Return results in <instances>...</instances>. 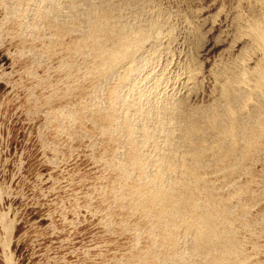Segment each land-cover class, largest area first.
Segmentation results:
<instances>
[{
  "label": "rangeland",
  "instance_id": "rangeland-1",
  "mask_svg": "<svg viewBox=\"0 0 264 264\" xmlns=\"http://www.w3.org/2000/svg\"><path fill=\"white\" fill-rule=\"evenodd\" d=\"M79 1L0 0V264H264V0Z\"/></svg>",
  "mask_w": 264,
  "mask_h": 264
},
{
  "label": "bare ground",
  "instance_id": "bare-ground-1",
  "mask_svg": "<svg viewBox=\"0 0 264 264\" xmlns=\"http://www.w3.org/2000/svg\"><path fill=\"white\" fill-rule=\"evenodd\" d=\"M55 1V0H54ZM60 1V0H59ZM58 0H56V2H59ZM69 2V5L71 6L72 4H73V7H75L74 9H77V7H78V5L76 4L79 0H77V2L75 3V5H74V0H66V2ZM76 1V0H75ZM93 0H80L79 2L81 3V4H79V6H81V7H83L84 9H85V12L87 11V7L88 6H86V4H89L90 6H91V2H92ZM96 1H100V2H107V0H94V2H96ZM110 1V0H109ZM116 1V0H115ZM128 1V0H127ZM127 1L125 0H123V2L121 1V2H119V4L121 3H125V5L126 4H128L127 3ZM135 0H132V3L134 2ZM177 1V0H176ZM258 1H260V0H255V4H257V3H259L260 4V2H258ZM263 1V0H262ZM50 2V1H49ZM53 2V1H52ZM67 2V3H68ZM110 2H114V0L113 1H110ZM129 2L131 3V0H129ZM136 2H139V3H142V1H140V0H136ZM264 2V1H263ZM48 3V2H47ZM99 3V2H98ZM153 3V2H152ZM54 4V3H53ZM58 4V3H57ZM97 3H95V5H96ZM115 4L116 3H114V4H105V5H102V8H104V10H105V12H101L100 14H99V16H101L100 18H102V20H103V23H104V25H102V32H104V34H106V32H108L107 31V27L109 28V25L111 24V23H115V22H117V23H121L120 25H118V27L120 28V30H121V32L120 33H118V36L116 37V39H115V41H117V38H118V40H120V41H117V43H121V44H124L123 46L121 45V44H118V46H121L122 47V49H120V51H118V52H121V50L122 51H124V49H126L125 51H127L129 48H131V45L133 44H135V41L137 40H141V38H142V36L144 35L143 34V31H144V33H147L148 32V30L146 29V28H138L137 29V27L136 26H134V25H126V22L125 23H122V22H120V21H118L117 20V13H115L114 11H115V9H113L112 7H119L118 5L117 6H115ZM148 4H150V3H148ZM183 4V3H182ZM253 4V3H252ZM264 3H262V4H260V5H263ZM95 5L93 6V7H95ZM114 5V6H113ZM124 5V6H125ZM130 5V4H129ZM138 5V4H137ZM150 5H152V4H150ZM259 5V6H260ZM50 6V5H49ZM77 6V7H76ZM252 6H254V5H252ZM264 6V5H263ZM92 7V6H91ZM91 7H89V8H91ZM92 7V8H93ZM100 7V6H99ZM99 7H95V8H99ZM256 7V6H255ZM126 8V7H125ZM100 9V8H99ZM120 9V8H119ZM123 9V8H122ZM254 10H256L255 8H253ZM98 10V9H97ZM108 10V11H107ZM159 10V9H158ZM157 10V11H158ZM90 11V9H88V12ZM156 11V12H157ZM258 11H260V10H257V12ZM12 12V11H11ZM51 12H53V11H51ZM141 12V11H140ZM160 12V11H159ZM252 12H253V10H252ZM255 12V11H254ZM131 13V12H130ZM161 13V12H160ZM90 14V13H89ZM89 14H87V12H86V16H85V19H87V17L88 18H91V17H89L88 15ZM121 14H122V16H121V19H122V17H124V15H123V12H121ZM156 14V13H155ZM251 14V13H250ZM256 14V13H255ZM257 15V14H256ZM261 15H262V13H261ZM260 15V16H261ZM99 16H97V17H99ZM94 18H95V16H93ZM262 17V16H261ZM158 18H159V16H158ZM249 18H253V17H249ZM254 18H256V17H254ZM257 19V18H256ZM260 19V18H259ZM98 20V19H97ZM117 20V21H116ZM142 20V19H141ZM159 20V19H158ZM90 21V20H89ZM91 21H92V19H91ZM99 21V20H98ZM152 21V20H151ZM86 22V21H85ZM84 22V23H85ZM99 22H101V21H99ZM160 22H162V21H160ZM254 23H253V25H252V36H254L255 37V39L254 40H256V42H257V45H260V46H262L263 48H264V17L259 21L258 19H257V21L255 22V20L253 21ZM91 23V22H90ZM85 24H89V22L87 23H85ZM92 25V24H91ZM90 25V26H91ZM101 25V24H100ZM87 26V25H86ZM122 28H121V27ZM138 26V25H137ZM92 27V26H91ZM111 27V26H110ZM127 28V27H132V29H129L130 30V32L129 31H125V29L124 28ZM87 28H89V27H87ZM96 30H97V28H96V26L94 27ZM111 28H113V27H111ZM110 29V28H109ZM108 29V30H109ZM197 29V28H196ZM94 30V29H93ZM160 30V29H159ZM89 31H90V29H89ZM98 31V30H97ZM97 31H96V33H97ZM111 31V30H110ZM146 31V32H145ZM98 32H101V31H98ZM88 33V32H87ZM193 34V33H192ZM99 35V34H98ZM126 35V36H125ZM166 35V34H165ZM103 36V35H102ZM93 37V36H92ZM106 37V36H105ZM104 37V38H105ZM126 37V38H125ZM95 38V37H94ZM97 38V37H96ZM195 38V37H194ZM100 39H102V37L100 38ZM198 39H199V37H198ZM142 41V40H141ZM150 41V40H149ZM183 41V40H182ZM125 42V43H124ZM105 43V42H104ZM183 43V42H182ZM148 44V43H147ZM147 46V45H146ZM154 48V47H153ZM192 50H193V48H192ZM191 50V51H192ZM264 50V49H263ZM101 51H102V49H101ZM126 52H123V54H125ZM129 53V52H128ZM133 53V52H132ZM121 54V53H120ZM180 58V57H179ZM120 61H122V60H120ZM241 70V69H240ZM259 71V70H258ZM240 72V71H239ZM254 72V71H253ZM246 75V74H245ZM244 74H243V76H245ZM252 77V76H251ZM248 78V77H247ZM226 80V79H225ZM248 82V81H247ZM241 83V82H240ZM221 84V83H220ZM223 84V83H222ZM227 84V83H226ZM222 86V85H221ZM259 86V85H258ZM223 87V86H222ZM223 88H225V85H224V87ZM228 88H230V87H228ZM227 88V89H228ZM246 88V87H245ZM227 89H222V91H228ZM221 91V90H220ZM229 92H231V91H229ZM256 92V91H255ZM236 93H238V92H236ZM245 93V92H244ZM243 93V94H244ZM251 93V92H250ZM226 95V94H225ZM225 95H224V97H225ZM228 95H230L229 93H228ZM220 96H222V95H220ZM141 97V96H140ZM146 97V96H145ZM223 97V98H224ZM237 97V101H239V98H238V96H236ZM243 97H244V95H243ZM231 98H233L232 96L231 97H229V98H227V99H231ZM246 98V97H245ZM255 98V97H254ZM142 99V98H141ZM248 100V99H247ZM250 100V99H249ZM221 101V100H220ZM228 101H231V100H228ZM248 102V101H247ZM228 103V102H227ZM240 104L242 103V102H239ZM125 104V103H124ZM227 105H229V104H227ZM234 105V104H233ZM225 107V106H224ZM228 107V106H227ZM208 108H210V107H208ZM226 108V107H225ZM210 110V109H209ZM227 110V109H226ZM217 112V111H216ZM215 113V112H214ZM225 113V112H224ZM224 113H221L222 114V116L224 115ZM220 113H219V115H221ZM227 114H229V120H231V122L232 123H234L235 124V127H236V129H238V127L236 126L237 124H236V120H237V115L235 114V112L233 111V109L232 110H227L226 111V116L225 117H228L227 116ZM208 115V114H207ZM188 117V116H187ZM213 117H215V116H212V118L211 117H209V118H211V119H213ZM221 117V116H220ZM195 119V118H194ZM216 119V118H215ZM219 119H224V118H218V120ZM228 119V118H227ZM191 121H194V120H192L191 119ZM213 121V120H212ZM211 121V122H212ZM236 121V122H235ZM185 123H187V122H185ZM191 123H193V122H191ZM214 123V122H213ZM223 123V122H222ZM232 123H230V124H232ZM189 124V123H188ZM196 124V123H195ZM192 125H194V124H192ZM192 125H189V126H192ZM214 125V124H213ZM223 125V124H222ZM197 126V125H196ZM230 127H231V125H229ZM193 127H195V126H193ZM201 128V127H200ZM226 128V127H225ZM247 128V127H246ZM189 129V128H188ZM193 128H191L190 130H192ZM214 129V128H213ZM217 129H219V128H217ZM235 129V131H238V130H236ZM187 130V129H186ZM189 130V132H191ZM193 131H195V130H193ZM200 131V130H199ZM229 132H228V134L230 133V131L231 132H233L234 131V128H233V130H231V128H230V130H228ZM214 132V131H213ZM222 133H224L223 131H222ZM234 133V132H233ZM145 134H146V132H145ZM205 134V133H204ZM227 134V135H228ZM235 134V133H234ZM238 133H236L235 135H237ZM245 134V133H244ZM230 135H233V134H230ZM229 135V136H230ZM146 136V135H145ZM147 138V137H146ZM149 138V137H148ZM201 138V137H200ZM228 138V137H227ZM230 139H232V136H230L229 137ZM235 138V137H234ZM233 138V139H234ZM229 139V140H230ZM247 140H249V139H247ZM249 141H252V140H249ZM194 142V141H193ZM216 142V141H215ZM235 142V141H234ZM233 142V143H234ZM199 143V142H198ZM205 143V142H204ZM229 143H231V142H229ZM199 144H201V143H199ZM247 144V143H246ZM199 146V145H198ZM197 147V146H196ZM220 148V147H219ZM229 148H231V147H229ZM216 150V149H215ZM229 150V149H228ZM223 155V154H222ZM232 155V154H231ZM162 167H164V166H162ZM192 175V174H191Z\"/></svg>",
  "mask_w": 264,
  "mask_h": 264
}]
</instances>
